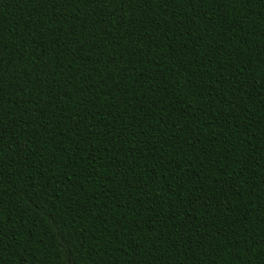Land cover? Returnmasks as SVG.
<instances>
[{"label": "trees", "instance_id": "trees-1", "mask_svg": "<svg viewBox=\"0 0 264 264\" xmlns=\"http://www.w3.org/2000/svg\"><path fill=\"white\" fill-rule=\"evenodd\" d=\"M0 264H264V0H0Z\"/></svg>", "mask_w": 264, "mask_h": 264}]
</instances>
